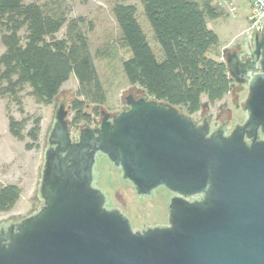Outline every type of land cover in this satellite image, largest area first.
<instances>
[{"label": "water", "instance_id": "95a60500", "mask_svg": "<svg viewBox=\"0 0 264 264\" xmlns=\"http://www.w3.org/2000/svg\"><path fill=\"white\" fill-rule=\"evenodd\" d=\"M224 63L247 91L246 119L230 131L226 117L212 127L207 110L198 122L135 84L121 110L100 107L72 134L66 89L46 119L41 206L0 222V264H264V26L249 54L227 49ZM99 155L138 197L173 193L167 224L134 231L107 206Z\"/></svg>", "mask_w": 264, "mask_h": 264}, {"label": "trees", "instance_id": "16d2710c", "mask_svg": "<svg viewBox=\"0 0 264 264\" xmlns=\"http://www.w3.org/2000/svg\"><path fill=\"white\" fill-rule=\"evenodd\" d=\"M143 13L157 40L162 59L150 48L138 22L134 4L117 3L112 8L123 43L131 56L122 62L129 84H138L151 97L197 113L203 101L209 105L234 89L225 63L210 55L219 45L218 35L206 18L220 16L211 0H140ZM81 17L67 19L58 0L44 3L0 0V96L20 104L27 86L37 103L49 105L73 73L78 82L70 100L72 126L91 123L100 115L106 95L99 79ZM63 29L60 37L57 34ZM91 110H85L86 107ZM93 106V107H92ZM27 119L9 118V131L28 139L27 148L38 141L40 118L24 132ZM17 185L0 186V212L10 210L20 198Z\"/></svg>", "mask_w": 264, "mask_h": 264}, {"label": "rangeland", "instance_id": "374dc122", "mask_svg": "<svg viewBox=\"0 0 264 264\" xmlns=\"http://www.w3.org/2000/svg\"><path fill=\"white\" fill-rule=\"evenodd\" d=\"M31 1L44 3L51 0H25L26 3ZM58 1L67 19L78 17L83 19L81 28L87 36L89 50L93 57L99 79L105 90L106 100L101 107L106 112L121 110L124 106L120 98L122 90H127L130 85L133 87L135 84L128 83L122 68V62L131 56V51L123 43L119 26L113 16L112 8L115 4H134L137 7L138 22L150 48L158 60H161L163 57L160 46L143 13L140 0ZM197 1L202 3L204 0ZM236 1L241 6L245 5L243 0ZM211 4L214 5L213 3ZM231 18L234 17L224 12H221L220 17L217 19L206 18L207 27L215 31L220 40L217 48L210 52V55L213 57L219 58L223 48L229 43L238 40V36H240L245 27L236 26ZM62 33L63 29L57 36L60 37ZM3 51L4 46L0 41V55ZM77 88L78 82L75 75L71 73L69 79L61 86L56 98L61 100L66 93V89L67 91H72L71 97L67 100V106H70V100L76 97ZM140 89L143 88L140 87ZM29 91V87L26 86L20 93V104L16 103L9 96H0V186L14 184L21 190L20 198L14 206L8 211L0 212V222L14 216L28 214L33 208L38 209L41 206V201L37 197V185L43 161L44 133L47 130L48 123L46 119L48 120L52 114L55 100L49 105L37 103ZM246 92V89L240 91V89L234 87L231 94L229 93L225 98L213 105H209L203 101L201 109L195 116L198 120H201L202 114L210 110L212 112L211 123L212 127H214L221 119L226 117V112H223L220 117H216L215 114L219 112L220 106L228 101L229 96H232L233 93L238 94L237 98L242 104L246 97ZM230 109L231 119L227 124V131H230L236 124L246 119V113L241 106L236 107L232 105ZM85 110H91V107L88 106ZM73 115L74 112L69 107V122L73 119ZM10 117L16 120L27 119L24 132L32 125L34 119L40 118L38 141L31 148L26 147V143L30 142L27 138L20 140L11 134L9 131ZM79 128L70 125L72 134H76ZM96 166L99 172L97 186L104 190L110 199L107 206L116 207L127 215L131 219L134 231L152 226L155 223L166 222L167 211L165 210V202L168 197L167 191L159 187L154 190V196L138 197L131 183L119 177L121 174L120 169L114 167L107 158L96 157Z\"/></svg>", "mask_w": 264, "mask_h": 264}, {"label": "built area", "instance_id": "2783aa9c", "mask_svg": "<svg viewBox=\"0 0 264 264\" xmlns=\"http://www.w3.org/2000/svg\"><path fill=\"white\" fill-rule=\"evenodd\" d=\"M249 6V13L246 17V25L238 40H242L244 42V49L243 51L246 54H249L251 47H252V36L253 33H259L264 26V0H243ZM216 6L219 8L224 9L227 14L230 16H236L238 12V5L235 0H214ZM238 40L235 42L229 43L227 46L223 48L221 54L219 56V60L224 62V52L227 49H230Z\"/></svg>", "mask_w": 264, "mask_h": 264}, {"label": "flooded vegetation", "instance_id": "af4514ba", "mask_svg": "<svg viewBox=\"0 0 264 264\" xmlns=\"http://www.w3.org/2000/svg\"><path fill=\"white\" fill-rule=\"evenodd\" d=\"M244 49V42L240 39V40H238L231 48H230V50H237V51H241V53L243 52L242 50ZM234 84V87H236L237 89H242V87L240 86V85H238V84H235V83H233ZM231 94V93H230ZM237 96H238V94H236V93H233V95L231 96H229L230 98H228V101H226V102H224L221 106H220V110H219V112H217V114H215L216 115V117H220V116H222V113L223 112H226L227 114H226V118H224V119H227L228 120V122H229V120L231 119V106L232 105H235L236 107H240L242 104H241V101H239L238 100V98H237ZM69 97H71V94H70V96ZM67 100H68V98H67ZM227 104H229L228 106H227ZM231 105V106H230ZM196 114V113H195ZM195 114H192L191 116L193 117V119L194 120H196V121H198V122H200V120H198L197 119V117L195 116ZM208 116H209V118H210V120H211V122H212V114H208ZM224 119H221V121L217 124V125H219ZM244 122V121H243ZM240 123H242V122H240ZM69 124L71 125L72 124V120L69 122ZM96 124V120L94 119L91 123H86V122H83V124H81L80 126H82V125H95ZM212 124V123H211ZM216 125V126H217ZM72 126V125H71ZM79 126V127H80ZM261 138H264V136L263 135H261L260 136ZM98 157H103V156H101V155H99ZM119 169V168H118ZM98 176H99V172H98ZM127 182H129L128 180H126ZM129 183H131V182H129ZM132 185V184H131ZM96 186H97V182H96ZM159 188V187H158ZM160 188H163L165 191H167V193H168V197H167V200H166V202H165V204H166V207H165V210L167 211L166 212V217H167V220H168V208H167V205H168V201H169V199H170V197L173 195V193L172 192H170L168 189H166L165 187H160ZM163 190V191H164ZM164 191V192H165ZM155 194V193H154ZM154 196V195H153ZM145 197H147V196H142L141 198H145ZM109 198H108V203H109ZM109 207V206H108ZM110 208V207H109ZM120 210V209H119ZM121 211V210H120ZM123 213V212H122ZM124 214V213H123ZM125 215V214H124ZM126 217L129 219V221H130V224H131V226H132V228H133V224H132V222H131V219L126 215ZM167 220H166V222L165 223H155V224H153L152 226H155V225H164V224H167ZM141 229H143V228H141Z\"/></svg>", "mask_w": 264, "mask_h": 264}, {"label": "crops", "instance_id": "0c3cea01", "mask_svg": "<svg viewBox=\"0 0 264 264\" xmlns=\"http://www.w3.org/2000/svg\"><path fill=\"white\" fill-rule=\"evenodd\" d=\"M211 3L214 4L213 6H216L214 0H211ZM237 5H238V12H237L236 16H234V18H231V19H232V22L236 24V26H243L244 27L246 25V17H247V15L249 13V6H248L247 3H245L246 6L245 5L244 6H241V5H239V3H237ZM216 7H217L218 11L224 12V13L227 14V12L224 9L219 8L218 6H216Z\"/></svg>", "mask_w": 264, "mask_h": 264}]
</instances>
